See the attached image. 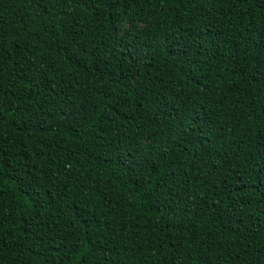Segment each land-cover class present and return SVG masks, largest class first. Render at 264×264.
<instances>
[{"label":"trees","instance_id":"1","mask_svg":"<svg viewBox=\"0 0 264 264\" xmlns=\"http://www.w3.org/2000/svg\"><path fill=\"white\" fill-rule=\"evenodd\" d=\"M264 264V0H0V264Z\"/></svg>","mask_w":264,"mask_h":264},{"label":"snow or ice","instance_id":"2","mask_svg":"<svg viewBox=\"0 0 264 264\" xmlns=\"http://www.w3.org/2000/svg\"><path fill=\"white\" fill-rule=\"evenodd\" d=\"M85 264H86V262H85Z\"/></svg>","mask_w":264,"mask_h":264}]
</instances>
